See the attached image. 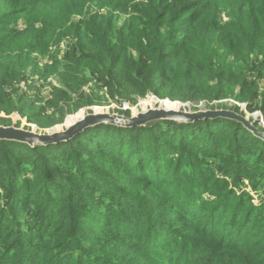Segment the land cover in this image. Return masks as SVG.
Listing matches in <instances>:
<instances>
[{
  "label": "trees",
  "instance_id": "trees-1",
  "mask_svg": "<svg viewBox=\"0 0 264 264\" xmlns=\"http://www.w3.org/2000/svg\"><path fill=\"white\" fill-rule=\"evenodd\" d=\"M150 94L264 117V0H0V124ZM0 264H264V140L225 117L0 140Z\"/></svg>",
  "mask_w": 264,
  "mask_h": 264
},
{
  "label": "water",
  "instance_id": "water-1",
  "mask_svg": "<svg viewBox=\"0 0 264 264\" xmlns=\"http://www.w3.org/2000/svg\"><path fill=\"white\" fill-rule=\"evenodd\" d=\"M170 100V99H167ZM171 101V100H170ZM190 103V102H189ZM188 104V103H187ZM225 117L235 119L243 123L256 136L264 140V131H261L254 120H250L246 115L233 109L214 108V109H179L169 108L160 104L149 109L127 115L125 113L93 110L86 115L69 123L63 131H53L40 133L33 129L16 126V124H0V140H16L30 145H47L60 141H67L76 134L82 132L90 126L101 123H110L119 126L132 127L143 126L161 120H175L178 122H192L197 119Z\"/></svg>",
  "mask_w": 264,
  "mask_h": 264
},
{
  "label": "rangeland",
  "instance_id": "rangeland-1",
  "mask_svg": "<svg viewBox=\"0 0 264 264\" xmlns=\"http://www.w3.org/2000/svg\"><path fill=\"white\" fill-rule=\"evenodd\" d=\"M220 14H221V17L223 18L224 21H226L228 19V12L227 10L224 8V6H220ZM63 48H65V44L63 45ZM49 81L53 82L54 85H57L59 86L60 83L59 81H57V79L55 77H51L49 78ZM151 98H158L160 100H167L169 98H166V99H161L155 95H147L146 97H141L138 99V101L131 105L129 103H123V104H119L115 101H109L107 103H104V104H94V105H88V106H84L82 107L80 110L78 111H73L75 110L74 106H72V103L69 104V107L70 108V113L67 114V116L65 117V120L63 123H59L53 127H49V128H46V129H42L40 128L38 125L36 124H28L26 119H23L19 113H13L11 114L9 117L12 118V121H13V124H17L18 121H22L20 126L19 127H23V128H26V126H29L30 128L28 129H33L37 132H40V133H49V132H53V131H63L65 130L66 126L73 122L74 120L80 118L81 116L83 115H86L87 113L89 112H92L93 110H100V111H109V112H118V113H122L120 110H125V109H130L131 110V113L132 114H135L139 111H141L142 109H149L151 107H155L156 105H158L159 103L156 102L155 99H152V102L147 104L145 103V100H148V99H151ZM172 102H175V101H172ZM222 104L226 107H219L217 106V102H203L201 104H199L198 108L199 109H214V108H227V109H231V106L233 105H236L238 104V106L241 107V110H243L245 112V115L250 119V118H253L256 119V120H259L260 123L264 126V117L262 115L261 112L259 111H256V112H250L247 110V105L245 103H240V102H237L235 101L233 98H230V99H227V100H224V101H221ZM177 104H169L166 102V105L167 107H171V108H179V109H182V110H186L188 109L189 107L187 106V103L189 102H182V101H178V102H175ZM197 110V109H196ZM1 116H6L4 113H0V117ZM17 126V125H16ZM248 190L251 191L252 193V190L250 188H247ZM253 194V193H252ZM255 196V200L256 202H259L257 200V194L254 195Z\"/></svg>",
  "mask_w": 264,
  "mask_h": 264
},
{
  "label": "bare ground",
  "instance_id": "bare-ground-1",
  "mask_svg": "<svg viewBox=\"0 0 264 264\" xmlns=\"http://www.w3.org/2000/svg\"><path fill=\"white\" fill-rule=\"evenodd\" d=\"M169 108H171V107H169Z\"/></svg>",
  "mask_w": 264,
  "mask_h": 264
}]
</instances>
